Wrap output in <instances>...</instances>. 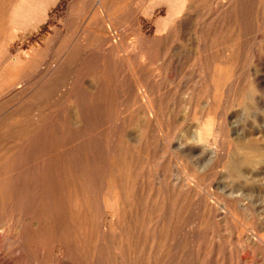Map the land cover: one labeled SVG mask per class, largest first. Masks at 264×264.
Instances as JSON below:
<instances>
[{
    "label": "rangeland",
    "instance_id": "374dc122",
    "mask_svg": "<svg viewBox=\"0 0 264 264\" xmlns=\"http://www.w3.org/2000/svg\"><path fill=\"white\" fill-rule=\"evenodd\" d=\"M99 3L0 0V264H264V0Z\"/></svg>",
    "mask_w": 264,
    "mask_h": 264
},
{
    "label": "bare ground",
    "instance_id": "6f19581e",
    "mask_svg": "<svg viewBox=\"0 0 264 264\" xmlns=\"http://www.w3.org/2000/svg\"><path fill=\"white\" fill-rule=\"evenodd\" d=\"M126 2V0H100V6L102 9L109 7L111 10L113 11H119V6L123 7L124 3ZM13 3V1H12ZM105 6V7H104ZM171 7V6H170ZM6 8V7H5ZM108 8V9H109ZM19 9V8H18ZM17 9V10H18ZM109 9V10H110ZM115 9V10H114ZM186 10V9H185ZM99 11L96 12V16H98V18H100V16H102V13H98ZM101 12H104L103 14H106L105 10L101 11ZM113 14V13H112ZM117 14V13H116ZM107 15V14H106ZM95 16V17H96ZM108 16V15H107ZM2 22V21H1ZM180 31V30H179ZM46 65V64H45ZM42 72V71H41ZM97 74V73H96ZM216 125V124H215ZM243 144V143H242ZM166 173V172H165ZM182 184V183H181ZM187 187V186H186ZM136 255V254H135ZM137 259V258H136ZM131 264V263H130Z\"/></svg>",
    "mask_w": 264,
    "mask_h": 264
}]
</instances>
